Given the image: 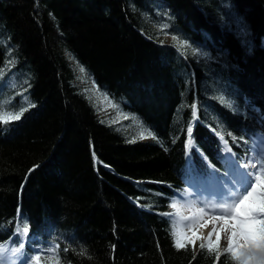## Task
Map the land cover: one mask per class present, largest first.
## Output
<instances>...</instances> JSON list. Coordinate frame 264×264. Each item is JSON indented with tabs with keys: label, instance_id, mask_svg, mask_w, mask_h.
Returning a JSON list of instances; mask_svg holds the SVG:
<instances>
[{
	"label": "trees",
	"instance_id": "obj_1",
	"mask_svg": "<svg viewBox=\"0 0 264 264\" xmlns=\"http://www.w3.org/2000/svg\"><path fill=\"white\" fill-rule=\"evenodd\" d=\"M36 5L0 0V64L9 44L32 78L31 112L0 122L1 240L8 228L17 245L26 218V248L59 245L42 264H238L224 243L218 261L205 242L175 247L170 205L189 176L208 180L209 162L223 174L232 153L244 163L264 135V0ZM105 94L129 119L101 111ZM188 127L207 160L186 149Z\"/></svg>",
	"mask_w": 264,
	"mask_h": 264
},
{
	"label": "snow or ice",
	"instance_id": "obj_2",
	"mask_svg": "<svg viewBox=\"0 0 264 264\" xmlns=\"http://www.w3.org/2000/svg\"><path fill=\"white\" fill-rule=\"evenodd\" d=\"M168 25H161V31L167 28ZM241 35H246V28L243 24L240 26ZM179 50L182 52L186 48L192 49V54L195 55H209L203 51L202 46L192 47L188 44L187 40H180L177 36H173ZM80 71L84 72L85 69L81 66ZM95 84V82H93ZM99 91L98 89H96ZM107 100V95L105 94ZM110 107L118 108V105L112 104L108 101ZM231 106V105H230ZM20 110L17 114L4 116L0 115V122L7 123L9 120H19L23 114ZM124 119H129L127 114L120 113ZM135 120V117H132ZM118 122L117 120L112 121ZM187 143L186 149L189 151L193 148L196 149L198 154L204 160L207 157L199 152V147L194 144L192 140V128H187ZM149 135L151 133L149 132ZM220 140L223 142L226 152L232 153V148L229 146L228 141L224 139L223 135L218 132ZM231 135V133H229ZM143 138V133H141ZM233 141L236 140L232 137ZM131 142H135L134 140ZM229 168L223 174L211 165L208 166L211 171L208 173L207 179L216 186L217 191L220 193L218 199L204 203L203 207L196 209V213L192 217V222L197 223L203 217L211 214V222L213 223L212 232L208 235L207 243H201L202 249L207 248L210 253H216V260H219V244L220 233L225 232L227 235L228 247L225 249L227 253L231 254V258L236 260L238 264H264V151L256 152L253 150V155L250 156L244 163L235 159V153H232V158L228 160ZM178 201L173 202L170 207L179 211ZM194 207V205H192ZM168 215V214H166ZM182 219H189L183 217ZM209 221H204L201 225L206 227ZM29 227L26 222L17 224L14 235L19 237L18 246L0 244V264H42V256L28 255L25 249V242L28 239ZM175 247L185 248L189 244L195 246L198 237L195 232L191 236H185L183 241L175 232ZM216 236V242L213 244L212 236ZM59 248L58 244L53 245L47 249V252L55 253ZM38 253L45 252V249H37ZM53 264H59V260L53 261Z\"/></svg>",
	"mask_w": 264,
	"mask_h": 264
},
{
	"label": "rangeland",
	"instance_id": "obj_3",
	"mask_svg": "<svg viewBox=\"0 0 264 264\" xmlns=\"http://www.w3.org/2000/svg\"><path fill=\"white\" fill-rule=\"evenodd\" d=\"M2 80L4 81V82H2V85H4V87L2 89H4V88H13L14 87L13 84H11L10 81H8V79L2 78ZM28 87L29 86H27V85H23L22 90L20 92L25 93V91L28 89ZM0 91H3V90H0ZM9 92H12V90L9 91ZM27 97H28V95H27ZM108 101H110V100H106V99L104 100V104L102 106L101 111L104 114H107V115H111V114L113 115V113H114L116 118H119V117L121 118L122 116L120 115V113L117 110H115V108L110 107L109 104H108ZM5 108H7V107H5ZM25 108L26 107H23L22 109H25ZM22 109H20V110H22ZM8 111H9L10 115L17 114L19 112V111H17V113H16V112H14L15 110H13V109H9ZM201 186H202V188H204L203 185H201ZM207 190H209V189L204 188L203 196H199L196 199V201L195 200L194 201L190 200L191 201V205L190 206L187 205V204H183V202L182 203H180V202L178 203L179 211L177 212V210H176V215L178 214V216H180V218L178 216H176L177 225H178L177 228H176V233H177V235H179V237L181 238L182 241H183L185 236H191L193 232H195L198 237L202 238V239H196L195 240V244L198 241H207L209 233L212 232L213 223L211 222V214L209 216L203 217V219L199 220L197 223H193L192 222V217L196 213V209L199 208V207H203L204 203H206L208 201H211L209 199L208 194L205 193V191H207ZM212 191L213 192H211V190H210L208 193H210V194L214 193V189ZM218 198L219 197H217L216 199H218ZM192 205H194L195 210L191 207ZM183 217H189V219H182ZM204 221H209V223L207 224L206 227H202L201 226L204 223ZM202 228L206 229V231L202 232L201 231ZM225 237H227L226 233L225 232H221L220 233V239L221 238L224 239ZM212 241H213V243L216 241V236L215 235L212 236Z\"/></svg>",
	"mask_w": 264,
	"mask_h": 264
},
{
	"label": "bare ground",
	"instance_id": "obj_4",
	"mask_svg": "<svg viewBox=\"0 0 264 264\" xmlns=\"http://www.w3.org/2000/svg\"><path fill=\"white\" fill-rule=\"evenodd\" d=\"M40 1L41 0H31V2H34L35 5L37 4L36 7H35L36 9H37V6L39 5ZM20 15L18 17L25 19L23 16H20ZM10 49L11 48H10L9 44H7L5 51H8L7 52V56H6L8 58H7V60H4L5 64H3V65H1L2 63L0 64V67L3 66V67L0 68V90L2 88V82H4L2 80V78L8 79V81H10V83L13 84V86H14L13 87L14 89H12V92L10 93V98L9 99H7L6 94H4L2 91H0V115H4V116H9L10 115L8 110L10 108H15L14 107V102L17 103V100L22 104V106L26 107L27 110L29 112H31V110L28 109L30 106L28 104L25 105V102H24V101H26V99H24L23 97L26 94L25 93L22 94V92H20V91L22 90L23 85H27V86L31 85V79L32 78H31L30 75L24 76V75L20 74V69L21 68L20 67H16V65L18 66V64L16 63L17 62V58H16V56L13 57V54H11ZM14 68H15V71H14ZM21 95H22L23 99H21ZM5 107H7V108H5ZM14 112L17 113V111H14ZM24 119H25V116L22 114V116H21V118L19 120L23 121ZM123 131L124 132L125 131H129L130 132L131 130L123 128ZM201 231L204 232V231H206V229L202 228ZM47 232H49V230ZM10 234H11V231H10V229L7 228L3 232V235H5L7 237L5 239L1 240L2 237L0 236V244L9 245V241H11V244L9 245V246H11L13 244L12 243L13 242V238H12V236H10ZM34 238L37 239V235ZM43 239L44 238H42L41 242H43Z\"/></svg>",
	"mask_w": 264,
	"mask_h": 264
}]
</instances>
